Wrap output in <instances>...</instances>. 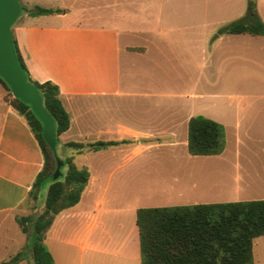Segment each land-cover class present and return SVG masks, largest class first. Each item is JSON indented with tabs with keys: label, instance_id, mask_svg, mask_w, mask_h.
I'll use <instances>...</instances> for the list:
<instances>
[{
	"label": "crops",
	"instance_id": "crops-1",
	"mask_svg": "<svg viewBox=\"0 0 264 264\" xmlns=\"http://www.w3.org/2000/svg\"><path fill=\"white\" fill-rule=\"evenodd\" d=\"M247 1L19 0L27 8L62 10L40 16L23 13L13 25L31 78L50 81L60 90L70 116L69 129L59 137L62 147L68 148L67 142L129 141L99 152L73 150L63 156L74 157L90 177L80 201L57 214L45 232L54 264H141L139 209L264 200V35L217 34L211 44L204 41L207 64L236 78L235 96L244 114L210 115L192 102L165 104L162 94L127 90L130 68L150 59L154 25L172 18L192 32L201 21V27L211 25L213 32L243 18ZM256 7L264 23V0H256ZM130 97L148 101L147 110L132 120L125 117L124 108ZM91 99L108 100V105L94 107L92 120L86 110ZM117 108L124 118H119ZM197 115L223 125L226 146L221 154L188 153V122ZM242 127L244 135L253 129V156L241 152ZM150 148L168 149L173 159L221 166L209 179H193L186 190L170 191L150 179L149 157L143 155ZM43 164L27 120L0 87V219L13 216L23 204ZM4 228L0 224V230ZM1 234L0 260L10 259L19 252L20 241ZM252 255L253 264H264V235L253 239Z\"/></svg>",
	"mask_w": 264,
	"mask_h": 264
},
{
	"label": "trees",
	"instance_id": "trees-1",
	"mask_svg": "<svg viewBox=\"0 0 264 264\" xmlns=\"http://www.w3.org/2000/svg\"><path fill=\"white\" fill-rule=\"evenodd\" d=\"M21 6V14L29 16L52 15L62 12L35 6ZM16 22V21H15ZM264 35V23L257 14L256 0L247 1L243 18L231 22L217 31L222 34ZM13 49L17 62L27 81L36 86L42 97L43 107L54 120L56 144L70 127V116L60 97L57 85L50 81L38 82L31 78L11 27ZM8 90L5 97L27 120L44 157L42 170L27 197H32L41 212L35 216L16 219L25 233L29 226V252L32 264H54L52 255L44 244V235L57 214L75 206L89 182L87 168H78L74 157L61 159L67 170L53 179L56 169L55 155L46 144L43 124L34 114L31 105L14 98L9 85L0 78ZM122 141L67 142L64 145L77 153L99 152L111 147L128 144ZM226 146L223 125L197 115L188 122L187 151L192 156L221 154ZM141 264H253V239L264 235V200L227 202L207 205L144 208L137 211ZM17 253L11 262L22 259ZM1 264H10L4 262Z\"/></svg>",
	"mask_w": 264,
	"mask_h": 264
},
{
	"label": "rangeland",
	"instance_id": "rangeland-1",
	"mask_svg": "<svg viewBox=\"0 0 264 264\" xmlns=\"http://www.w3.org/2000/svg\"><path fill=\"white\" fill-rule=\"evenodd\" d=\"M155 23V21H153ZM201 22V21H200ZM197 22V28L187 31L185 26L178 25L174 19H166L160 24L154 25L156 33L150 37L151 45L154 48L150 50V59L136 63L132 68V77L127 87L132 93L136 94H162V101L165 104L177 102H192L198 107L205 108L210 115L225 114L228 117L237 113L244 114L239 100L235 96L238 93L236 78L227 77L223 74L222 68L211 67L207 64L205 51V38L209 44L216 38L218 29L213 32V26L201 27V23ZM153 26V27H154ZM221 26V25H220ZM154 27V28H155ZM216 28H219L216 26ZM159 29V30H157ZM134 42H141L138 38H133ZM204 46L202 50L201 46ZM156 46L159 47L155 48ZM5 97L8 90L0 84ZM230 95L234 98L230 99ZM120 105V99L114 100ZM148 101L130 97L125 99V116L134 119V116L147 108L144 106ZM98 104L108 105V100H88L86 110H89L92 120L94 107ZM119 118L121 109H118ZM147 110V109H146ZM122 116V117H121ZM240 140L243 142L241 152L244 155L253 156L254 154V134L251 128L248 135H244L243 127L240 130ZM233 145L230 146V151ZM72 149L63 148L58 141L55 149L59 159L63 156H69ZM168 149L150 148L145 151L144 156L149 157L148 172L152 182L156 180L159 184L168 188V190H186L190 187L192 180L198 178L209 179L215 176L216 171L221 166L217 162L194 163L186 160L173 159L170 157ZM61 172L65 173L67 168L65 165L60 167ZM146 171V168H145ZM174 177H178L179 181H172ZM32 197H27L23 204L17 209L13 216L3 217L0 224H5L2 236L15 235L20 241L19 252L22 259L16 264H32L29 252V236L31 226L27 232H23L22 228L16 223L15 219L26 216H35L41 210L36 208ZM48 249V244L44 243ZM11 262V258L0 260V264Z\"/></svg>",
	"mask_w": 264,
	"mask_h": 264
},
{
	"label": "water",
	"instance_id": "water-1",
	"mask_svg": "<svg viewBox=\"0 0 264 264\" xmlns=\"http://www.w3.org/2000/svg\"><path fill=\"white\" fill-rule=\"evenodd\" d=\"M21 6L19 0H0V78L10 87L14 98L31 105L34 114L43 124L42 136L55 153V127L53 118L43 107L42 97L36 86L27 81L19 66L13 49L11 27L19 18ZM56 169L53 179L60 176L62 161L55 155Z\"/></svg>",
	"mask_w": 264,
	"mask_h": 264
}]
</instances>
